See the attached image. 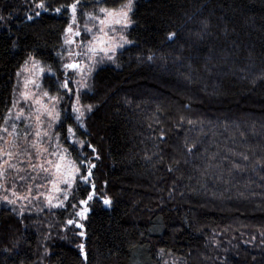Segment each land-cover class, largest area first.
<instances>
[{
	"label": "trees",
	"instance_id": "1",
	"mask_svg": "<svg viewBox=\"0 0 264 264\" xmlns=\"http://www.w3.org/2000/svg\"><path fill=\"white\" fill-rule=\"evenodd\" d=\"M125 2L81 0L92 15ZM35 11L33 0H0V131L29 53L63 78L69 14ZM131 18L132 43L81 89L93 107L84 126L67 142L56 128L72 159L96 165L100 198L80 219L68 205L83 183L61 208L35 194L8 204L0 189V264H264V0H136ZM72 141L92 147L73 152Z\"/></svg>",
	"mask_w": 264,
	"mask_h": 264
},
{
	"label": "snow or ice",
	"instance_id": "2",
	"mask_svg": "<svg viewBox=\"0 0 264 264\" xmlns=\"http://www.w3.org/2000/svg\"><path fill=\"white\" fill-rule=\"evenodd\" d=\"M98 3H105L107 0H97ZM33 6L36 9L34 12V16H40V10L44 12H54L56 14L66 13L69 14V22L67 23L66 28L64 29V44L65 45H75L79 50L74 51L71 47L64 49L67 52V59L64 57V52H58L57 56L60 58L59 69L62 73L61 77L56 75V72L53 71L52 65L48 64L46 61L37 59L36 56L29 53L27 58L24 60L22 71L34 72L35 76L40 79V83H37L36 79L29 78L25 81V88L27 85L31 83L33 87L39 90V96H36L34 93L29 94L28 92H22L21 96L23 99L31 100L32 105H36L35 108V127L29 126L31 131H25L23 134V138L26 144H30V147L35 149V155L37 159L41 156L44 157L43 163L34 164L31 160L32 153L27 151V148L24 149L23 152L19 150V146L13 141L11 148L17 149L14 153L11 150H5L0 148V160L3 161L4 165H8L9 168H16L15 164H11L10 160L14 155H25L28 157L27 166L31 168L33 172H37L39 175L40 172L45 174V179L49 180L50 183L53 184V187L57 192H60L66 198V189L70 188L73 183H83L88 185V189L86 191L85 197L81 200H78L74 204H69L68 207L73 209H77L78 211H74L72 215L74 217H79L80 219H87V213L90 211L88 207L89 202L93 201L94 198L99 199L100 197L96 196L95 192V184L92 181L91 177L93 175L92 169L96 167L95 164L91 163L90 158L87 155H83L82 153H77L74 159L68 160L67 164L62 163L69 156L68 149H64L60 151L59 144L55 149L49 150L48 147L41 148L40 145L44 142V138L48 137L47 131H41L42 124L44 123L41 120L42 116H47L49 119L47 121L48 128H51L52 123H57L58 129L64 132V139L67 142L72 137H75L77 134L78 128L83 127V119L85 117V113H90L93 110L92 105H82L80 103L81 100V89H85L86 91L83 95H87L88 91H91V85L87 83V80L92 77L93 72L96 70L97 66L105 61L115 63V53L123 48L125 44H130L132 41L128 40L127 36L124 33L130 27L132 18L130 13L133 12L134 0H126L125 3L120 4L118 8H106L99 7L97 10V14L92 15L90 13H85L83 11V6L81 4V0H64L63 3L53 4L49 2V0H33ZM87 16L88 20L93 22V25L96 31H93V28H89L87 24L84 25L83 31L80 30L76 25V17L77 15ZM3 16H0V20H4ZM28 19H33V16H28ZM116 26H119L117 29ZM119 31L120 35L117 37L116 33ZM83 35V39H77ZM177 36V33L170 32L167 36V39L173 41ZM13 46L16 45V42L13 41ZM99 57V58H97ZM148 60H152V56L147 57ZM87 61V65L82 66L83 62ZM30 65V67H29ZM20 73H17L19 76ZM47 76H51L54 79V84L50 86L51 91L45 89L43 87V83ZM79 77V79H77ZM66 100L70 102L69 108L67 110H61L65 114L63 118H61V112L57 111V106ZM47 101V103H45ZM51 104V107H49ZM15 102L13 103V107H15ZM83 109V110H81ZM24 113L21 109L15 116V120L21 119ZM33 113H29L27 119H31ZM7 117L9 119L12 118L11 109L7 112ZM7 123V120H5ZM75 125V127H74ZM16 124L12 123L11 128L12 132H9L8 127L3 128V132L7 133L9 136L13 135L16 132ZM57 131L55 139L59 140L60 131ZM18 135V134H17ZM29 136L34 137V139L29 142ZM53 137H48L47 143L50 146ZM0 140H4V137L0 136ZM8 142L5 140V145ZM79 144L80 148H88L92 147L90 143L85 144L83 141H72V151L76 152L77 148L75 145ZM186 150L191 153L192 148L187 147ZM93 153L96 152L95 148H92ZM44 153H47V156L55 157V160L48 159L47 156H44ZM95 159H99V156H95ZM247 159V157H244ZM47 165V167L45 166ZM2 167V165H0ZM64 168V171L61 172V168ZM234 167H239V165H234ZM39 169V171H37ZM53 169H55V173H53ZM171 170V169H169ZM0 171V177L4 176V172ZM18 171H23L20 169ZM59 175H56V174ZM32 180H36L35 176L29 177ZM21 180H24L25 177L21 176ZM57 183L63 184L65 186L64 189L57 187ZM2 187V185H0ZM39 187V185H38ZM7 191V189H5ZM29 195H31L32 189L28 187ZM15 196L16 193L13 192ZM42 195V193L40 194ZM28 197H21V199H27ZM34 199L39 200V195L33 197ZM47 206L48 207H56L61 208L64 207L63 200H60L59 203L53 204L52 197H47ZM75 199V196H73ZM4 200L8 204H15L16 200H8L7 196L4 197ZM104 205H110L111 200L104 198ZM20 216H23V212L20 213ZM67 225H73L75 227L83 228L82 223H78L75 219H68L66 221ZM80 236H83L84 233L81 231L79 233ZM81 250L83 249V245L79 246ZM163 251V250H162ZM85 260L87 256H84Z\"/></svg>",
	"mask_w": 264,
	"mask_h": 264
},
{
	"label": "rangeland",
	"instance_id": "3",
	"mask_svg": "<svg viewBox=\"0 0 264 264\" xmlns=\"http://www.w3.org/2000/svg\"><path fill=\"white\" fill-rule=\"evenodd\" d=\"M136 0H134L135 3ZM131 16V13H130ZM76 21H77V17H76ZM78 26L80 28L81 31H83V28L80 26L79 22L77 21L76 25H74V27ZM89 28H93V31L95 32L96 29L92 24L88 25ZM117 29H119V26H116ZM117 37L120 35L119 31L116 33ZM125 35V33H124ZM77 39H83V35ZM126 45V44H125ZM71 47L72 50L77 51L79 50L77 48V46L72 45H65L63 42V52H64V57L67 59V52L64 51V49ZM98 58V57H97ZM87 65V61H84L82 66ZM30 67V65H29ZM20 73L19 76H17V80H16V86H15V99L14 102L16 104L15 107L12 108V118L8 119L7 123L5 124V127H8L9 132H12V128L11 125L12 123L16 124V132L13 133V135L9 136L7 133L0 131V136L4 137V140H0V148H3L5 150H11L14 153L17 151V149L15 148H11V145L13 143V141H15V143L19 146V150L21 152L24 151L25 148H27V151L32 153L31 155V160L32 163L34 164H40L43 163L44 157L41 156L39 159H37V156L35 155V149H33L32 147H30V144H26L23 138V134L25 131H31V128L29 127L30 125L32 127H35V108L37 107L36 105H32V107L30 108L29 105L31 104V100H25L23 99V97L21 96L22 92H28L30 95L31 94H35L36 96H39V90L35 89L33 87V85L31 83H29L27 85V88H25V81L29 78H33L37 80V83H40V79L38 77L35 76L34 72L29 71V72H25L22 71V67L20 68V70L18 71ZM50 77V76H47ZM46 77V78H47ZM77 79H79V77H77ZM54 84V80L51 79V81L45 80L43 83V87L45 89H48L51 91L50 86ZM45 103H47V101H45ZM60 105V104H59ZM59 105L57 106L56 110L60 111ZM49 107H51V104H49ZM23 110V117H21V119L19 120H15V116L16 114L20 111ZM83 110V109H81ZM33 113V116L31 119H27V117L29 116V113ZM61 112V111H60ZM61 118H62V112H61ZM48 117L47 116H42L41 120L44 122L42 124L41 127V131H47L48 132V137H53L51 145L49 146L47 143V139L48 137L44 138V142L40 145L41 148L44 147H48L49 150L51 151L52 149H55L57 147V144H59L60 151H63L64 149H67L65 147V145L63 144V142L61 141V138H59V140L55 139L54 137L56 136V128H57V123H52L51 128H48L47 126V121H48ZM18 134V135H17ZM34 139V137L29 136L28 140L29 142H31ZM5 140L8 142L7 145H5ZM44 156H47V153H44ZM48 159L51 160H55V157L53 156H47ZM72 159L71 156L69 155L68 158L63 161L62 163L67 164L68 160ZM27 160L28 157L25 155H14L13 158L10 160L11 164H15L16 168H9L8 165H4L3 161L0 160V165H2V167H0V171H3L4 169H7V171L4 172V176L0 177V185H2V187H0V189H2V194H4L3 196H7L8 200H16V202H19V200H22L24 203L31 201V197H33V194H35V196L39 195V196H43L46 200L47 203V197H52V202L53 204L59 203L60 200H63L64 206L66 205L68 199L71 196V193L73 191V187L74 184L73 183L71 185L70 188L66 189V198L60 193L57 192L55 190V188L53 187V184L49 182V180L45 179V174L43 172H40L39 175H37V172H33L31 170V168H29L27 166ZM47 167V165H45ZM20 169H23V171H18ZM39 171V169L37 170ZM53 173H55V169L52 170ZM64 171V168H61V172ZM56 175H59L58 173ZM24 176L25 179L21 180L20 177ZM30 176H35L36 180H32L29 177ZM27 183L28 187H31L32 192L31 195H29L28 189L25 190L24 192H21V185L20 183ZM39 185V187H38ZM24 186V185H23ZM57 187L64 189L65 186L63 184L57 183ZM5 189H7V191H5ZM13 192L16 193V195H13ZM42 193V195H40ZM21 197H28L27 199H21Z\"/></svg>",
	"mask_w": 264,
	"mask_h": 264
}]
</instances>
